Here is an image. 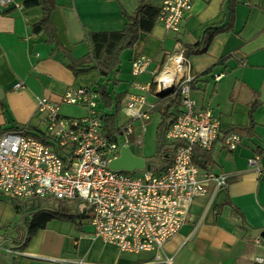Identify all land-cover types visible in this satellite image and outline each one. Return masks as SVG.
Masks as SVG:
<instances>
[{
	"label": "crops",
	"instance_id": "obj_1",
	"mask_svg": "<svg viewBox=\"0 0 264 264\" xmlns=\"http://www.w3.org/2000/svg\"><path fill=\"white\" fill-rule=\"evenodd\" d=\"M14 1L19 6H0V129L24 125L27 131L37 133L44 127L35 114L37 100L46 97L59 103L66 90L79 87L94 89L99 114L115 110V125L119 126L121 111L127 120L124 107L128 95L138 93L132 81L150 82L152 71L160 70L168 56L183 43L197 41L205 26L225 21L228 11L227 0H191V10L178 31L166 30L156 19L149 32H140L133 46L120 53L118 71L104 78L94 68L74 72L67 65L68 57L77 58L87 52L88 31L121 29L125 14L134 11L137 0H53L49 18L56 43L43 29L35 28L42 8ZM149 1L156 7L161 3ZM123 53L129 58L130 68L132 58L147 57L145 71L135 78L131 69L126 72ZM187 61L191 74L210 68L193 82L191 95L198 106L212 110L222 134L231 125H247L252 104L255 126L253 135L241 137L237 149L227 150L220 136L199 157L197 165L202 170L223 172L227 185L215 190L209 187L205 194L194 196L186 220L164 243L160 255L171 257V264H264L255 260L264 259V238L260 235L264 231V0H234L231 28L215 34L205 52L191 54ZM122 69L126 73L122 74ZM17 83L21 85L15 86ZM99 83L104 84L103 95L96 89ZM160 95L154 88L145 92L142 110L149 108V117L159 114L151 108ZM180 108L181 104L177 110ZM59 109L68 118L87 114V108L80 104L60 103ZM257 147L261 150L259 171L247 164V159L257 154ZM200 153L195 152V157ZM10 198L0 193V229L17 220L18 211ZM28 203L46 208L44 199ZM67 208L72 205L62 202L58 209L71 213ZM13 231L11 236L0 235L21 254L1 250L0 264H73L61 262V258L82 259L83 264H163L153 261L155 252L121 251L116 244L94 236L84 216L51 219L29 237L22 249L18 243L26 236L23 218L18 225L15 223Z\"/></svg>",
	"mask_w": 264,
	"mask_h": 264
},
{
	"label": "built area",
	"instance_id": "obj_2",
	"mask_svg": "<svg viewBox=\"0 0 264 264\" xmlns=\"http://www.w3.org/2000/svg\"><path fill=\"white\" fill-rule=\"evenodd\" d=\"M8 5L19 6L14 0H0L1 7ZM191 5V0H161L157 19L166 30L176 32ZM148 63L144 55L132 58V76L145 71ZM192 77L187 57L179 47L160 70L152 71L150 82L132 81L138 93L128 95L124 107L127 120L113 135L103 131L96 109L97 92L91 87L69 88L59 103L40 97L35 114L44 127L37 131L46 141L25 128L0 131V193L23 204L46 197L67 202L75 213L89 220L94 236L116 244L121 251L155 252L154 262L171 264L172 258L160 253L186 220L194 196L205 194L209 187L215 190L227 185L223 172L202 170L197 165L195 152L209 150L220 136L227 150H235L241 143L239 134L221 133L219 120L209 107L197 105L189 84ZM169 78L170 85L165 87ZM151 88L158 94L179 92L181 108L164 135L170 156L162 160V170L157 169L160 163L148 160L150 169L126 172L111 168L109 162L121 147L130 143L141 146L144 121L149 118V108L142 110V106L146 104L145 92ZM60 103L83 105L87 114L64 117ZM136 128L141 131L136 132ZM259 160L260 155L254 154L247 164L259 171ZM0 250L21 254L1 235ZM255 260L264 262L262 257ZM60 261L84 263L82 259Z\"/></svg>",
	"mask_w": 264,
	"mask_h": 264
},
{
	"label": "trees",
	"instance_id": "obj_3",
	"mask_svg": "<svg viewBox=\"0 0 264 264\" xmlns=\"http://www.w3.org/2000/svg\"><path fill=\"white\" fill-rule=\"evenodd\" d=\"M23 6H40L42 8V17L35 24V28L43 29L49 36V38L56 43V35L52 23L50 21V13L54 6L53 0H23ZM228 11L227 19L221 23L210 24L203 28L202 35L197 41L193 43H183L182 48L184 54L188 57L191 54L202 53L206 51V48L211 41L212 37L222 31L229 30L231 28V19L234 9V0H227ZM159 13V7H156L150 3L149 0H137V6L134 11L129 14H125L126 21L123 27L119 30H101V31H88L86 34V41L88 42V50L82 56L74 58L68 57L67 65L74 72H80L87 69H97L99 76L108 78L118 71L120 66V53L128 48H131L135 41L138 39L140 32H149L154 23L156 22ZM206 69L202 73H193L192 80L190 81V87L193 86V82L199 75L209 71ZM96 88L100 94H104V84H97ZM107 94V93H106ZM109 102V101H108ZM180 104V96L178 91L168 92L158 97V101L151 108L152 112H159L160 121L157 125L156 142H157V156L158 160H167L164 158V154L168 153L170 156V149L167 146L164 135L175 113L178 111L177 107ZM117 106V105H116ZM115 106V107H116ZM114 107V109H116ZM255 104H252L248 111L249 122L247 125H231L223 130V134L235 132L243 136H251L254 133L255 121L253 118V110ZM104 124V133L107 135H113L118 126L115 125L117 120L116 112L110 114H100ZM11 128H28L24 125H15ZM8 129V128H5ZM4 130V129H0ZM28 133L37 136L40 139L46 141L43 134L37 132L27 131ZM197 154L195 157L196 162L200 163L199 157L203 156L206 151ZM255 153L261 154V150L257 147ZM169 158V157H168ZM17 211L22 213L23 224L25 225V238L18 243L20 249H22L29 239V237L39 228H44L48 221L54 218L65 217L75 220V218H81L80 214L75 212L66 213L59 209H50L44 207H38L18 201L16 198H11ZM34 204V203H33ZM7 232L1 233L6 236Z\"/></svg>",
	"mask_w": 264,
	"mask_h": 264
},
{
	"label": "rangeland",
	"instance_id": "obj_4",
	"mask_svg": "<svg viewBox=\"0 0 264 264\" xmlns=\"http://www.w3.org/2000/svg\"><path fill=\"white\" fill-rule=\"evenodd\" d=\"M125 54L123 53L121 55V59H122V65L124 66L125 71L127 72L130 69V64L128 63L129 58H125ZM123 69L121 70V73H126ZM109 87L112 86V84L109 82ZM79 105V104H77ZM126 119L125 113L124 112H120L119 113V117H118V123H122L124 122V120ZM160 121V116L158 113H153L151 115V117H149V119H147L146 121H144V129L142 132V144L141 146H136L133 143L129 144V150L131 151V153L133 154H139L142 156H145L146 158H148L149 160H151L154 164H158V156H157V142H156V131H157V125ZM139 122V121H138ZM138 124V123H137ZM136 124V125H137ZM141 129L136 128V132H140ZM11 200V198H10ZM60 204L62 205V201L53 199L51 197H46L44 198V205L46 208H50V209H58L60 207ZM68 211L73 212V208H67ZM17 216V220L14 221L10 226H8L5 229H0L1 233L7 232L8 235H13L14 233V228H15V223L18 225V222L20 221V219L22 218V213L19 211L18 213H16Z\"/></svg>",
	"mask_w": 264,
	"mask_h": 264
},
{
	"label": "water",
	"instance_id": "obj_5",
	"mask_svg": "<svg viewBox=\"0 0 264 264\" xmlns=\"http://www.w3.org/2000/svg\"><path fill=\"white\" fill-rule=\"evenodd\" d=\"M167 157L168 153H165L164 158ZM109 166L114 169L132 172L136 169H142L143 167H145L146 169H150L151 164L147 162L144 157L137 156L131 153L127 146H123L120 148L118 155L110 160ZM164 166L165 162L163 161L157 169L162 170ZM260 235L262 238H264V231Z\"/></svg>",
	"mask_w": 264,
	"mask_h": 264
},
{
	"label": "bare ground",
	"instance_id": "obj_6",
	"mask_svg": "<svg viewBox=\"0 0 264 264\" xmlns=\"http://www.w3.org/2000/svg\"><path fill=\"white\" fill-rule=\"evenodd\" d=\"M172 78H169V80H166L165 82V87L169 86L170 85V81H171Z\"/></svg>",
	"mask_w": 264,
	"mask_h": 264
}]
</instances>
